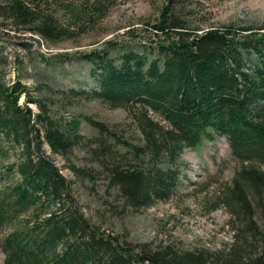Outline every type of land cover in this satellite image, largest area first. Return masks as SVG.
<instances>
[{
    "label": "trees",
    "instance_id": "16d2710c",
    "mask_svg": "<svg viewBox=\"0 0 264 264\" xmlns=\"http://www.w3.org/2000/svg\"><path fill=\"white\" fill-rule=\"evenodd\" d=\"M107 1L0 0V30L36 34L50 42L72 38L98 23ZM177 3L169 0L160 10L152 24L159 38L149 46L125 48L117 58L106 49L81 54L92 64L95 85L89 92H71L90 93V98L135 115L141 142L119 139L131 158L107 143L91 150L108 169V184L134 209L166 198L179 177V168L172 165L184 148L198 146L204 137H226L241 163L224 192L231 244L218 252L171 246L134 250L100 231L71 199L57 167L35 154L44 142L54 153L70 150L81 139L79 123L75 119L60 128L43 99L33 98L17 78L0 80V159L15 144L24 157L17 168L8 166L9 172L16 168L20 180L10 192H0V232L7 229L0 236L4 264H264V231L257 220L264 222V30L202 29L204 24L192 23V12ZM38 123L46 127L43 139ZM159 160L167 165L157 166ZM29 206L39 212L19 219Z\"/></svg>",
    "mask_w": 264,
    "mask_h": 264
},
{
    "label": "rangeland",
    "instance_id": "374dc122",
    "mask_svg": "<svg viewBox=\"0 0 264 264\" xmlns=\"http://www.w3.org/2000/svg\"><path fill=\"white\" fill-rule=\"evenodd\" d=\"M67 1L79 3V0ZM178 1V5L182 4L186 12L194 15L192 23L204 24L202 29L231 26L236 30L242 27L264 30V0H172L173 3ZM168 2L107 1L98 23L90 31L56 42L36 34L0 30V80L6 83L17 78L22 80L33 98L43 99L48 116L60 128L64 129L65 124L75 119L79 123L81 139L70 150L54 153L44 142L35 154L50 160L66 178L71 199L91 224L134 250L157 251L171 246L178 251L218 252L231 244L232 219L224 192L231 187L241 166L226 137H204L198 146L184 148L176 165L170 164L179 168V177L166 198L134 209L126 205L116 187L108 184L109 171L100 165L91 150L107 143L113 150L124 153L127 147L119 139L134 145L140 143L135 115L124 107H111L90 98V93L76 96L71 92L79 89L89 92L95 85L90 77L92 64L81 54L106 49L117 58L125 48L141 50L150 42H156L159 37L154 35L152 24ZM30 106L39 113L35 104ZM152 117L165 124L157 114L152 113ZM95 122L111 133L101 130ZM38 126L43 139L46 127L41 123ZM1 154L4 157L0 159V192L7 193L20 180L16 164L24 157L18 144ZM127 158H131L130 153ZM13 163L15 171L9 172L8 166ZM166 165V161L157 162L159 167ZM29 207L28 211L20 213L19 219L39 212L38 207ZM48 208L54 209L52 205ZM257 220L259 229L264 231V222L258 216ZM0 264H4L1 247Z\"/></svg>",
    "mask_w": 264,
    "mask_h": 264
}]
</instances>
